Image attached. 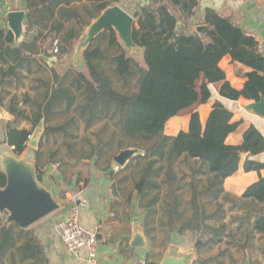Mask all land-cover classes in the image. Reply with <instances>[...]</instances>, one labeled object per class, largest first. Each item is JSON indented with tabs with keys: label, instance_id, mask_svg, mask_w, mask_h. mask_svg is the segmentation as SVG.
I'll use <instances>...</instances> for the list:
<instances>
[{
	"label": "trees",
	"instance_id": "trees-1",
	"mask_svg": "<svg viewBox=\"0 0 264 264\" xmlns=\"http://www.w3.org/2000/svg\"><path fill=\"white\" fill-rule=\"evenodd\" d=\"M74 1L77 0H28V38L19 45L14 44L15 36L11 30L0 28V61L12 59L15 63L9 71H14L16 66L32 67L39 45L43 47L38 43L41 40L44 41L43 49L47 55V43L53 47L55 40H58V44L52 55L62 58L73 51L87 24L70 8ZM94 1L98 2L97 13L112 5V0ZM198 5V0H151L135 12L137 22L133 37L143 49L145 67L127 56L116 30L108 27L83 51L88 74L72 69L73 79L67 75L63 82L56 74L59 86L44 91L45 102L25 99V102H33L30 104L34 113V127L44 119V137L48 142L52 138L57 143L56 134L74 137L82 127L88 129L106 120L119 128L124 137L119 142L125 145L124 148L144 150L123 169L134 166L140 173L137 191L140 207L144 209V229L150 240L156 237L152 234V219L159 207L168 214L170 231L179 234L200 231L207 221L223 219L225 210L222 204L214 202L224 193L225 179L238 171L243 153L249 154L244 163L246 171L264 168L263 162L253 158L264 152L263 133L251 125L244 132L241 144L228 143V136L237 130L240 122L232 121L233 112L219 101L215 103L205 126L199 112L192 111L188 130H182L175 136L165 134L170 118L211 99V83H221L220 94L235 100L244 97L258 101L264 96V53L260 51L259 42L245 34L231 17L211 8L206 9L202 18L194 21ZM72 17L80 23L78 28L66 25ZM201 25L206 28L199 32L196 28ZM37 26L39 31L32 33ZM47 29L49 32L45 34ZM105 42L107 47L103 48ZM108 49H115L116 52L107 56ZM226 55L250 68L245 73L247 80L242 89L233 87L226 79V73L220 66ZM106 59L113 64V74L104 65ZM137 73L138 86L133 90L132 81ZM116 82L121 83V87ZM9 111L14 115L16 124L13 121L6 123V142L13 153L20 156L26 150L34 130L17 126L19 120L30 118L26 107L11 101ZM64 116L65 120L52 124L54 119ZM82 141H86L93 152L98 150L95 154H85L84 147H81V152L76 155L79 159L94 158L96 163H100V159L108 156L109 149L105 148L107 141L101 138L98 143L91 142L89 138ZM43 145L42 141L40 146ZM68 145L72 147L73 144ZM177 157H184L191 168L189 185L192 196L188 201L191 213L185 220H182L183 178L171 165L169 168L165 166L166 159L172 164ZM41 176L38 171V178ZM6 182V174L0 169V187H4ZM243 198L264 202V177L251 185ZM214 204L215 210H209L208 206ZM11 226L6 227L0 217V234H4L5 247L8 246L6 238ZM255 229L264 234V215L257 217ZM195 237L196 247L200 249L203 246L212 248L224 236L220 229L211 228L210 235L198 234Z\"/></svg>",
	"mask_w": 264,
	"mask_h": 264
},
{
	"label": "crops",
	"instance_id": "crops-1",
	"mask_svg": "<svg viewBox=\"0 0 264 264\" xmlns=\"http://www.w3.org/2000/svg\"><path fill=\"white\" fill-rule=\"evenodd\" d=\"M150 1L112 0L111 6L117 5L136 18L135 12ZM198 1L197 16L193 18L194 21L197 18H202L206 9H214L224 16L231 17L245 34L255 37L259 42L260 51L264 53V0ZM96 5L98 2L94 0H77L71 4L72 11L81 16L83 22L87 24L70 54L58 58L52 55L55 48L49 49L50 47H48L46 50L49 55H47L43 49L45 48L44 41L41 40L38 43L43 47L39 45V52L33 57L32 67L28 65L16 66L14 71H9L10 67L15 64L13 60L0 61V108L3 110V118L7 119L6 123L13 121V124H16L14 115L9 111L11 101H15L20 106L26 107L30 115L28 120L23 119L17 122L19 128L35 130L39 126L42 127L38 147L28 144L20 156L24 159H26L25 157L29 158L27 162L36 168L37 173L39 171L42 175L39 179L41 185L47 188L60 204L58 210L25 228L17 223H8V213L0 212L1 221L6 227L12 225L11 232L6 238L7 247L3 246L4 234H0V264H88L87 248L71 252L62 240L61 223L67 218L69 209L74 204L78 205L80 209V223L88 230L98 232L100 238L99 264H135L141 258L148 259L147 252L150 249L151 241L144 229L142 212L136 208L134 201L121 195L120 187L117 184L118 173L126 165L116 170L112 165L114 157L105 166L96 163L94 158L79 159L76 155L81 152V147H84L82 140L90 138L84 136L81 131L69 138H66L63 133L56 134L59 141L55 146L49 148L46 136L44 137V119L42 118L38 123L40 125L36 127L33 124L34 113L30 103H33L32 101L45 102L43 93L46 89L59 86V81L63 82L67 75L73 79L72 69L82 71L79 68L59 69L58 62L68 60L73 52L80 54L81 51L80 56H82L83 49L79 50V46L86 37L90 26L102 14L96 12ZM11 11L26 12L24 35L18 41H16V37L14 40V44L19 45L28 38L26 29L28 0H0V28L11 30L8 25V14ZM66 25L78 28L80 23L72 17L70 21L66 22ZM51 26L52 22L49 23V29ZM49 29L45 30V34H48ZM38 31L37 26L32 33ZM49 58L54 59L52 64L49 62ZM220 66L226 73V79L233 87L237 89L244 87L247 80L245 73L250 71L249 67L233 61L230 55H226L221 60ZM56 74L60 76L59 81H56ZM220 86L219 82L211 83L212 97L207 103L188 108L180 115L170 118L166 123L165 134L175 136L182 130H188L192 111L199 112L201 122L205 126L215 103L219 101L233 112L232 121L240 122L237 130L228 136V143L241 144L244 132L251 125L256 126L264 135V119L243 108V104L253 102V100L244 97H240L238 100L224 97L219 92ZM25 99L32 101L25 102ZM171 122L172 124H170ZM3 138V145L12 150V147L6 142V128L3 131ZM42 141L43 147L40 146ZM70 143L73 144L72 147L68 145ZM92 150L85 149L84 153L95 154L98 149L94 152ZM248 155V153H244L238 171L225 179L224 193L214 202L222 204V208L225 210L224 218L207 221L206 225L202 224L200 231H186L184 234L177 232V235L181 237L190 236V245H183L181 242L170 243L164 254L169 250L171 244H175L180 247L181 251L195 252L192 264H200L201 261L204 264H210L212 261L215 264H264V234L255 229L257 217L264 215V202L243 198L246 190L258 182L261 177H264V168L260 171H246L244 163ZM58 157L59 159H57ZM253 158L264 163V152ZM211 228L220 229L224 236L222 241L212 248L206 246L197 248L195 236L198 234L210 235ZM135 233L144 235L148 240L146 247L132 245ZM212 250L214 253L207 256ZM237 252L240 257H237Z\"/></svg>",
	"mask_w": 264,
	"mask_h": 264
},
{
	"label": "water",
	"instance_id": "water-1",
	"mask_svg": "<svg viewBox=\"0 0 264 264\" xmlns=\"http://www.w3.org/2000/svg\"><path fill=\"white\" fill-rule=\"evenodd\" d=\"M25 15V11H11L8 14V25L16 41L24 35ZM134 25V16L117 5L110 6L90 26L79 49H85L97 35L108 27H113L118 32L126 47H138L133 37ZM205 28V25H201L196 30L201 32ZM48 60L52 64L54 59L49 58ZM243 108L264 119V96L258 101L243 104ZM41 135L42 127L39 126L34 130L28 144L38 147ZM143 152V149L137 147L123 148L114 156L112 165L114 168L117 165L125 166ZM14 156H7L3 159L4 168L2 170L6 174L7 182L4 187H0V212L8 213V223H17L25 228L58 210L60 204L53 198L51 192L41 185L36 168L27 160L17 159ZM132 245L146 247L148 240L144 235L135 233ZM194 256V251H181L178 245L171 244L169 250L163 255L161 264H192Z\"/></svg>",
	"mask_w": 264,
	"mask_h": 264
},
{
	"label": "rangeland",
	"instance_id": "rangeland-1",
	"mask_svg": "<svg viewBox=\"0 0 264 264\" xmlns=\"http://www.w3.org/2000/svg\"><path fill=\"white\" fill-rule=\"evenodd\" d=\"M127 2V1H126ZM137 22V18H135V23ZM117 32V31H116ZM117 36L121 44L123 45L127 56L132 57L136 62L139 63L141 67H145V62L143 58V49L141 47H134V48H128L126 47L125 43L123 40L120 38L117 32ZM108 42V41H107ZM107 42L103 43V48L107 47ZM48 47L49 43H47ZM51 49V47L49 48ZM80 50V49H79ZM84 51V49H83ZM116 52L115 49H108L106 55L107 56H112ZM81 54V51H80ZM80 54L77 53H72L70 58L66 61H56L58 62V68L59 69H65V68H79L82 71L86 72L88 74V69L86 67L85 61L83 59V54L80 56ZM57 64V63H56ZM104 65L107 69V71L111 74L112 73V62H110L108 59L104 61ZM115 78V77H114ZM138 81H139V73H137L132 81L133 90L137 89L138 86ZM118 87H121V83L116 82ZM3 110L0 108V169L4 168L3 164V159L6 158L7 156H14L15 154L9 147L6 145H3V131H5V123L6 120L3 118L2 114ZM64 117H58L52 121V124L54 125L62 121L63 119L65 120ZM20 125V124H19ZM85 128V127H84ZM83 127L81 128V133L84 134V136H89V140L91 142L98 143L99 139L101 138L106 142V147L109 149V153L107 154L108 156L105 157L104 159H100V164L102 166L108 165L109 162L113 160L114 154H118L120 151V147L122 146L123 148L125 145L120 144L119 140L120 138H124L121 133L119 132V128H117V125H115L112 121L108 122L106 120H101L97 122L93 127L84 129ZM48 140H46L47 142ZM59 141V139H58ZM55 139L51 138L50 142H47L49 145L47 147L51 148L55 146L57 143H55ZM85 149H88V151L92 150L91 147H89L86 143V141H83ZM100 144V143H99ZM45 155V154H44ZM47 156V155H46ZM17 159H22V156H14ZM27 159V157H25ZM24 159V158H23ZM59 159V157L57 158ZM28 161V160H27ZM166 168H169L171 165L172 169L178 174L180 178H183L182 184L183 190H182V199L184 203V212H183V217L182 220L187 219L188 216L191 213L190 206L188 204V201L190 200L192 196V191L190 189L189 182L191 180V168L189 167L187 160L184 157H177L172 160V164L166 159ZM140 173L139 171L134 167L130 166L127 169H121V171L118 173V178H117V184L119 185V191L121 195H125L126 198L129 200L131 199L132 201L135 202V206L137 209H139L142 212L143 218H144V209L140 207V198L138 197V191H137V181L139 180ZM202 182H200V186ZM165 191V189H163ZM133 192V194H131ZM130 200V201H131ZM133 202V203H134ZM215 204L214 205H209L208 209L213 211L215 210ZM137 212V211H135ZM134 212V213H135ZM169 217L166 211H164L163 208L159 207L158 211L156 212L155 216L152 219V223L154 226V230L152 231L156 237L151 241L150 249H148L147 255L148 259L150 260L151 264H160L162 256L164 254L165 249L168 247L170 243H177L181 242V244L185 245H190L191 237L190 236H184L181 237L177 235V232H172L170 231V225L168 223ZM178 225H180L181 220L177 222ZM209 252V251H208ZM239 252V251H238ZM236 253L237 257H240L238 255L239 253ZM214 250L210 251L207 256L210 254H213ZM200 264H204L202 261ZM210 264H215L214 261H212Z\"/></svg>",
	"mask_w": 264,
	"mask_h": 264
},
{
	"label": "built area",
	"instance_id": "built-area-1",
	"mask_svg": "<svg viewBox=\"0 0 264 264\" xmlns=\"http://www.w3.org/2000/svg\"><path fill=\"white\" fill-rule=\"evenodd\" d=\"M58 44L55 40L53 48ZM121 166L117 165L116 170ZM62 240L67 249L77 252L81 248L88 250V264H99L100 238L98 232L90 231L80 223V209L74 204L70 207L67 218L61 223ZM135 264H150L147 258H141Z\"/></svg>",
	"mask_w": 264,
	"mask_h": 264
}]
</instances>
